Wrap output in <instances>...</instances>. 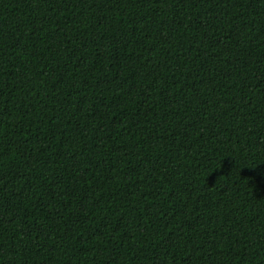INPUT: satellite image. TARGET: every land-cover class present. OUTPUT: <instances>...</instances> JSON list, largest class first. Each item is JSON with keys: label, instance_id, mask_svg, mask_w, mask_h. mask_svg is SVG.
I'll list each match as a JSON object with an SVG mask.
<instances>
[{"label": "trees", "instance_id": "trees-1", "mask_svg": "<svg viewBox=\"0 0 264 264\" xmlns=\"http://www.w3.org/2000/svg\"><path fill=\"white\" fill-rule=\"evenodd\" d=\"M0 264H264V0H0Z\"/></svg>", "mask_w": 264, "mask_h": 264}]
</instances>
